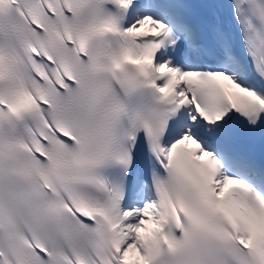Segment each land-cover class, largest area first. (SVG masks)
<instances>
[{
	"label": "snow or ice",
	"instance_id": "snow-or-ice-1",
	"mask_svg": "<svg viewBox=\"0 0 264 264\" xmlns=\"http://www.w3.org/2000/svg\"><path fill=\"white\" fill-rule=\"evenodd\" d=\"M0 264H264V0H0Z\"/></svg>",
	"mask_w": 264,
	"mask_h": 264
}]
</instances>
